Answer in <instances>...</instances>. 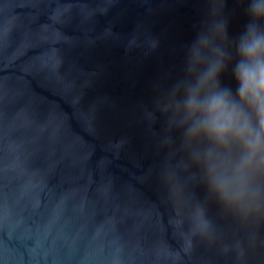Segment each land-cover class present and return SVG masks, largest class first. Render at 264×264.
<instances>
[{
  "label": "water",
  "instance_id": "1",
  "mask_svg": "<svg viewBox=\"0 0 264 264\" xmlns=\"http://www.w3.org/2000/svg\"><path fill=\"white\" fill-rule=\"evenodd\" d=\"M246 9L0 0V264H264V171L250 177L258 210L225 207L212 143L176 111L200 34L228 54L219 83L235 95Z\"/></svg>",
  "mask_w": 264,
  "mask_h": 264
},
{
  "label": "clouds",
  "instance_id": "2",
  "mask_svg": "<svg viewBox=\"0 0 264 264\" xmlns=\"http://www.w3.org/2000/svg\"><path fill=\"white\" fill-rule=\"evenodd\" d=\"M246 15L248 22L235 40V95L219 83L228 54L214 36L200 34L188 52L195 79L183 85L176 111L188 123L190 139L203 136L213 145L204 155L210 192L225 207L256 211L259 192L250 177L264 171V0H247ZM213 31L226 34V23L216 22ZM198 65L204 67L197 71ZM233 144L244 150L238 161L230 156Z\"/></svg>",
  "mask_w": 264,
  "mask_h": 264
}]
</instances>
